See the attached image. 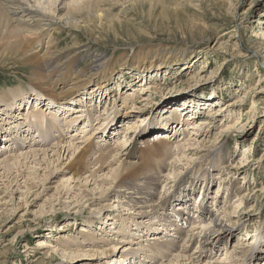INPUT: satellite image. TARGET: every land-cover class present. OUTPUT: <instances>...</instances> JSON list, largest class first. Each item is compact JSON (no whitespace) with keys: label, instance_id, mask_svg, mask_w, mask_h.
I'll return each instance as SVG.
<instances>
[{"label":"rangeland","instance_id":"rangeland-1","mask_svg":"<svg viewBox=\"0 0 264 264\" xmlns=\"http://www.w3.org/2000/svg\"><path fill=\"white\" fill-rule=\"evenodd\" d=\"M119 1V6L117 5L115 8H113L114 6H109L113 8L111 11L112 16H116L115 18L118 20V22H113L109 27H105L104 25L100 27V24H95L96 22H88L91 32L87 34L84 31H75L72 28H65L57 33L53 32L51 38L53 44L50 46L44 45L43 49L44 51L46 50V55L42 57L45 52L40 54L42 61L38 64L28 62L26 59L21 60V56H17L16 58L12 56L0 58V91L2 89L6 90L9 87L10 89L22 91H28L33 88L37 91L46 90L50 93H58L59 91L47 90L49 86H44L45 81H41L40 83L43 86L39 87L32 84V74H37L41 69L40 73L42 75L45 71L46 76L52 78L49 79L51 83L57 78L55 75H61L64 70L70 71L73 69L74 71H79L78 73L85 71V74L87 72H94L99 67V65L93 63L94 59L91 58L80 64L77 60L79 52L87 48H89L93 57L105 55L108 59L111 58V60L114 58L117 60L120 56L127 58V60H132V57L138 52H146L147 50H152L155 53V55L152 54V59L156 56L169 57L171 58L169 62L171 60L174 61L173 59H178L179 65H172L173 62L171 61V64L166 69L159 70L153 66L149 71L150 74L143 75V78L133 77L135 71L132 69L127 68V70L118 71V67H114L115 73L111 75L106 85L110 101L108 100L109 103L106 101L96 106L97 109L93 113V118L98 113H103L106 118L108 113L114 114L116 113L115 109L118 111L123 106V101H120L121 96L117 95L116 92L118 94L123 93L121 98L126 97V94H130L127 96L128 100H130V102H127L129 108L125 111L127 115L116 120V123L119 125L118 130L113 125L111 129L113 134H111L112 131L109 133L105 131L100 132V134H107L105 136L108 139V143L114 142L113 138L116 136L119 138L124 137L122 136V131L124 132L127 128V124L137 121L139 117L141 118L145 115H152L151 121H149L150 125L154 124L152 120L156 121V118H158L159 122L161 121L160 123L168 122L167 126L171 127V130L166 131L164 134L161 132L162 134H160L163 135L164 141L174 142L181 140V136L178 138V135H180L179 131L181 130L178 127L174 128L176 126L175 121L177 120L176 118H170L171 109L180 111V108H184V113L189 114V111H192L191 119L184 120V122L190 125L209 118L205 114L206 112L212 110L218 112L220 110L218 108L220 107L225 109L219 115L220 117L218 116L209 120L210 126L208 124L202 126L204 127L203 129L206 128L209 135H204V138L203 136L199 137V139H209L208 141H212L211 139L216 137L217 144L207 143L205 147H202L203 152L200 155L193 156V152L186 151L187 153L185 152L184 154L187 156L188 161L183 158L180 161L181 163L177 162L176 165H179L174 170L176 174L170 180L174 183L176 181L177 184L179 182L177 174L181 175L179 180L182 182L183 179L189 180L188 177H194L196 173L198 174L197 178L200 179L202 168L198 170L196 167V170H192V167L199 165L207 168V170L215 174V179L213 178L215 182L212 185L210 184L207 191L209 199L216 196L217 188L224 179L229 177L228 173H231V180L225 181L224 187H221L220 191H218L216 198L221 200V202H226L229 209H235L236 213L234 214L240 218L237 227L240 226V228L238 230L235 229L233 239L231 238L227 244L218 246L219 250L213 253L207 252L209 254L207 257H213L216 254V257L219 256L217 260H220L221 255L219 254H224V248L229 249V246H232L236 239L247 237L244 235L245 232L251 233H248V237H254V234H257V231L258 233L261 232V228L264 226V93L258 94V91L264 92V0H144L145 3L143 0ZM61 24V22H58V25L53 29H59ZM75 46H77L76 51ZM73 48L75 49L73 50ZM190 52L194 53L192 58L188 54ZM48 53L53 54V58L45 60L49 55ZM66 54H69L70 58L72 55H75V57L71 58V60H66ZM183 58L186 60L180 61ZM43 59L45 60L44 62ZM83 79H88V77L84 76ZM129 83L131 85H128ZM141 83L142 85L146 84L145 88L147 90L142 88ZM116 86H118V89ZM69 87L66 86L65 89ZM151 87L153 88L152 91ZM159 87L161 89L157 90ZM92 88L93 83L87 86L88 91H91ZM138 88H142L141 91L139 90L140 92ZM155 88H157V91L154 90ZM254 88L256 91L253 92ZM133 89L136 91H133ZM233 100H236V102L242 101L238 105H231ZM87 102L93 103L88 99H84L81 103ZM120 102L121 104L119 105ZM253 102H256V104ZM227 105H231V107L226 108ZM253 106H256V108H253ZM80 107L77 106V109ZM69 108L71 110L66 111L65 114L62 115V112L58 114L66 117L67 114L73 113L74 109L72 108L74 106H69ZM161 110L163 119H161ZM180 112L182 114V110ZM246 112H248V115H245ZM145 118H141L140 122L137 123L140 125L143 122L142 127L138 129V135H141V137L136 136V132H133L134 136L132 135L130 139V145H135L138 151L141 150L143 152H146L147 148L142 147L146 145L145 139L152 140L148 136L153 135V132L147 134L150 126L148 120L146 121ZM97 122L98 120L94 124ZM84 124L83 121L78 130L75 128L68 135H65L66 139L72 138L73 143L78 144L80 148L83 146V144L80 145V137L82 136L80 129L84 127ZM94 124L89 131L88 128L86 129L87 132L93 133L95 131ZM144 124L146 125L143 126ZM105 125L107 127L109 124ZM225 126H229L230 130L223 133V130L226 129ZM184 128L186 127L183 123ZM175 132H177L176 135H173ZM119 133H121V136ZM184 135H190V132H186ZM167 138L169 139L167 140ZM49 141L47 140V145L45 146H48ZM154 142L156 141H151L152 146L156 145ZM216 148L222 151L221 156L217 159L223 165L221 169L214 171V169H209L211 165L210 161L214 159V156L211 155L212 157L208 160L206 159L210 156L208 154H212ZM211 150L212 152H210ZM161 154L159 156L162 159H153V162H155L153 166L155 168L158 165L157 160H162L163 163H170L173 160L172 157L170 158L171 160H167L170 157L169 150L165 156ZM171 155H174V153H171ZM144 156L147 159L150 157L147 154ZM95 157L97 155L93 158ZM65 159L66 157L60 159L63 160L59 161L60 166L68 162V158L67 160ZM128 159H130L129 155H122L121 157V161L123 162L130 161ZM242 160L245 163L243 166H241ZM136 161L138 162L137 159L131 162L133 164ZM187 162H189V165ZM207 165L209 166L207 167ZM113 166L116 167L114 162L111 163V167ZM96 167L89 169V173L94 174L97 169ZM107 169L108 167H103L99 175L107 174ZM34 170L30 169L26 172L32 174ZM37 171L36 176L43 173L42 169H38ZM73 171V167H62L57 173H54V179L46 183L47 185L44 187L47 186V189L45 188L44 191L38 187L25 194V189L16 187L14 186L15 183H13L9 190L3 192L4 187L0 186V264H104L105 260L113 257L108 253V249H110L108 244H112V240L115 239V236H111L112 229H109L113 227L111 226L113 223L110 222L111 217L118 216L117 213L120 212L118 209L120 206L115 202L120 199L123 200L121 202L125 203L128 196L132 195L133 198L137 196L143 198V195L133 194L134 190H128L123 182L118 187H115V183L105 181L106 185L104 189L108 187L110 189L104 192L103 198H100L96 194L98 191H94L93 182L88 181L84 183L82 181L80 188L78 184H75L77 186H74L69 191L71 198L63 199V196L56 192L61 180L66 177V181ZM12 172L14 175L16 174V171L13 170ZM167 172L161 173V175ZM122 180L119 179L118 181ZM126 181L132 183L133 178ZM126 181H124L125 184L127 183ZM19 183L20 186L23 185L22 180ZM174 183L169 184L170 187L175 188L176 185L173 186ZM38 186H41V184ZM233 186L238 189L237 196L233 195V197L235 196L234 198L232 195H229V192L226 193V189L230 190ZM168 187L164 188L160 183L157 190L159 193L164 192ZM163 188L164 191L162 190ZM116 191L118 194L114 195ZM120 191L123 192L121 193ZM127 192H131L132 194H126ZM33 193H38V196L32 195ZM171 193L173 192L170 189L167 194L164 192L163 195L167 199H170ZM244 193L250 197L248 199L243 198ZM80 194H83L82 196L88 195L89 197L86 199H93L92 203L85 202L86 199H81ZM120 195L125 196V199L120 198ZM160 197L162 198L160 195L156 197V204L161 200ZM94 198H100V200L96 201ZM240 199H242L241 206H236V204L240 203ZM236 200L238 202H235ZM133 202L136 203L137 201ZM192 204H195V202ZM193 206L190 208H193ZM206 206L209 208L211 203H207ZM185 208H187V205ZM125 212L127 211H121L122 217L127 218L128 216L123 215ZM169 212L172 211L168 210L165 215L170 214ZM182 214H185V211ZM157 215H154L156 219L148 220V223L147 221L143 222L144 226L148 227L150 223L157 221ZM192 216L197 217L198 212ZM211 216L215 215L211 214ZM183 218L187 219L184 224L188 226L187 215ZM193 220L199 222L200 218ZM128 222L129 224L131 223L124 219L122 224ZM259 224H261L260 227H258ZM223 225L229 226L228 224ZM200 227L202 226L195 225V227L190 226L181 229L185 230V234L179 239L173 238L176 237L175 231L172 233L174 236L170 240V247L173 245V239L177 240L179 244L178 249L172 252L173 254L169 258L167 257L168 260H173L177 255H181L184 258L186 256L185 252L189 253L195 250L197 243L202 239V237L198 238V234H196V232L203 229ZM229 229H231L230 226ZM144 233L143 229L141 232L136 233L134 237L137 238V235L140 237ZM192 235H194V238L189 242ZM82 236L83 238L91 236L96 242L94 243L93 240L85 242ZM212 236L210 234L208 238L212 239L214 237ZM102 238L106 241H103ZM141 238L145 237L142 236ZM129 240H132L133 244L138 245V243H135L132 235H130ZM68 241L82 242L78 247L72 244L71 252L72 250L73 252L70 254V258L69 256L67 257V252L69 251L65 248L66 245L64 246ZM208 242L210 241L208 240ZM214 242H218V240L215 239ZM241 245L239 244V247ZM181 247L184 249L182 250ZM229 250L231 251V249ZM90 251H93V253L96 251L93 259L88 258V252ZM97 251L99 253L105 252L103 255L106 259H101L102 257L98 255ZM261 252L264 253V249ZM93 253H90V255H93ZM119 254L123 255L121 251ZM119 257L118 255V258H115L117 260L115 263L121 261ZM139 260L142 263V256ZM168 260L164 257H159L157 263L159 264V261L160 264L161 262L168 263ZM130 261L127 260L122 264H131ZM134 262L133 264H136L138 260ZM140 263L138 262V264ZM203 263L198 262V264ZM256 263L264 264V260ZM111 264L114 263L112 262ZM118 264H121V262ZM237 264L243 263L237 262Z\"/></svg>","mask_w":264,"mask_h":264},{"label":"bare ground","instance_id":"bare-ground-1","mask_svg":"<svg viewBox=\"0 0 264 264\" xmlns=\"http://www.w3.org/2000/svg\"><path fill=\"white\" fill-rule=\"evenodd\" d=\"M102 5H104V7H102ZM117 5H120L119 0H0V58L11 56L16 58L17 56H21V60L26 59V61L28 62L38 64L40 63V61H42L40 59V54L42 52H45L42 57L46 55V50L44 51L43 49L44 45L50 46L53 44V41L51 39L53 36V32L57 33L58 31L60 32L65 28H72L75 31H84V33L87 34L91 32L88 22H96L95 24H100V27H103V25L105 27H109L113 22H118L117 18H115L116 16H112L111 14V11ZM109 6L114 7L112 8ZM58 22L62 23L60 28L53 29L56 25H58ZM76 47L77 46H75V48ZM75 48H73V50ZM76 50L77 48L75 49V51ZM152 54L155 55L152 50H147L146 52H138L132 57V60H127V58L120 56V58H118L117 60H115V58L112 59V62L111 58L108 59V57L105 55H96L93 57L92 53L89 51V48H87L79 52V54L77 55V60L80 64L81 62L83 63L84 61H88L91 58L94 59L93 63L95 65H99L98 69H96L94 72H87L85 74V71L78 73L79 71L77 72L73 69H71L70 71L64 70L61 75H55L57 76V78L54 81L52 80L53 82L51 83V80L49 81L51 77L48 78L49 76H46L45 71L42 75L40 73L41 69L38 71L39 73L37 72V74H32V84L39 87L43 86L40 82L45 81L44 86H49V89L47 90L59 91L58 93H50L46 90L37 91L32 87V89H29L28 91L10 89L9 87L6 90L2 89L0 91V186L4 187L3 192L9 190L13 183H15L14 186H18L19 188L22 187L23 189H25V194L38 187L42 188L44 191L47 187H44L45 185H47L46 183H49L51 179H54V173H57V171L62 169V167L64 168L69 166L70 168L73 167L74 171L66 181V177L65 179L61 177L65 182L60 179V186L58 187V191L56 192L57 194L62 195L63 199L71 198L69 191L72 190L74 186H77L75 184H78L80 188V184L82 181H84V183H87L88 181L93 182V185L95 187L94 191H98L96 192V194H98L100 198H103L104 192L110 189V187L104 189L106 185L105 181H110L113 184L115 183V187H118L120 183L123 182L128 190H134L133 194L143 195V198L139 196L133 198L132 195L128 196L125 203L121 202L123 200L120 199H118L119 201L115 202L118 204V206H120L118 207L120 212L117 213L118 216H115L113 218L111 217L110 222L113 223H111V226L113 227L109 229H112L111 236H115V239L112 240V244H108L110 248L108 249V253L113 257L105 260L106 258L103 255L105 254V252L99 253L97 251L98 255L102 257L101 259L105 260L103 262L104 264H111L112 262L114 264H118L121 262L122 264L127 260H131V264L135 263L134 261L136 260H133L132 256H134L135 252H137L139 249L133 247H138L142 243H138V245L133 244V241L129 240V238L130 235H132L134 239V236L137 232L134 229L137 224L146 221L148 223V220L154 218L156 219L155 216L158 214V220L154 222H170L172 215H174L175 219L171 224L174 223L178 225L176 223L177 216L186 215L182 214L184 211L192 212L191 215L198 212L200 218L198 226L200 225L202 226L200 228H203L199 232H196V234H198V238L202 237V239H200V242L197 243V247L195 248V250L190 251L189 253L185 252L186 256L184 258L181 255H177V257L173 258V260H168L167 257L172 255V252L178 249L179 242L177 241L174 243L173 241V245L170 248L169 246H167V239L170 237L165 238L164 241L160 237L159 239L154 238L155 236L152 235V233L155 232V230H152L154 227H148V232L143 235V237L148 238L145 241H154L151 245L146 244L144 246V249L140 250V257L142 256L143 258V260L141 261L142 263H140V260H138L140 264H156L158 262V258H163V256H165L164 258L168 260V263L161 262V264H198V262H204L203 264H237V262H242L243 264H245L246 262L248 264H257L256 262H261L262 260H264V253L261 252L262 249H264V226H262L261 232L258 233L257 231V234H254V237H248L251 233L248 232V234L247 232H245L244 235L247 237L236 239L233 245L229 246V249H231V251L227 248H224V254H219L221 255L220 260H217L219 259V256L216 257L215 253V255L213 254V257H207L209 255L207 252L213 253L219 250L220 248H218V246L227 244L231 238L233 239V233L235 229L238 230L240 228V226L237 227L240 218L239 216H236L234 214L236 213L235 209H229V207L226 205V202H221V200H218L216 198L218 191H220L221 187H224L223 185L225 184V181L231 180V173H228L229 177L227 179H224V181H222L220 186L217 188L215 194L216 196L214 195V198L210 197L212 199H208L207 191L210 184L212 185L215 182V174H213L214 172H210L209 170H207V168L199 165H194V167H192V170H196V167L198 168V170L202 168L200 179L197 178L198 174L196 173L194 177H188L189 180L183 179L181 182L179 180L181 175L177 174V180L180 183L177 181L178 183L176 184V181L175 183L170 181L171 178H174V175L176 174L174 170L175 167L179 165H176L177 162H180L183 158L188 161L187 156L184 154L186 151L193 152V156L200 155V153L203 152L202 147H205L207 143H212L213 145L217 144L216 137L214 139H211L212 141H208L209 139H203L204 135H209V133L206 131V128L203 129L204 127L202 126L207 124L210 126L209 120L222 114L225 111L224 108H218L220 109L218 112H215V110L206 112L205 114L209 118H205L192 125L184 122V120L191 119L192 111H189L190 114L184 113L185 109L180 108L182 110L181 114V110L179 111L171 109L170 118H176L177 120L175 121L176 126L174 128L176 129V127H178L179 130H181L179 131L180 135H178V138L181 136V140L174 142L164 141L162 137L163 135H161L162 133L164 134L166 131L171 130V127L167 126L168 122L160 123L161 121L159 122V120H157L158 118H156V121L154 119L152 120L154 124L150 125L149 121H151L150 119L152 115H145L144 117H141H146L145 119L146 121L148 120L149 126L151 127V129L149 127V131L147 132V134L153 132V135L148 136L152 138V140L145 139L146 145L142 146L148 148H146V152H143L141 150L138 151L135 145H130V139L133 135V132H136V134L134 133L136 136L141 137V135H138V129L142 127L143 122H141L140 125L137 124L138 122H140V117L137 119V121H133L127 124V128L124 130V132L122 131V136L124 137L119 138L116 136L113 138L114 142L110 144L108 143V139L105 136L107 134H100V132L102 133L104 131L106 133L111 132L113 125H115V129L118 130L119 125L116 123V120L120 119L124 115H127L125 114V111L129 108L127 102H130V100H128L129 98L127 96H129L130 94H126V97L124 96V98H121L123 96V93L118 94L116 92L117 95L121 96L120 101H123V106H121L118 111L117 109H115L116 113L114 114L108 113L106 118L103 113H98L93 118V113H95L97 109L96 106H99L106 101L107 103H109L110 101V98H108L109 94L106 91V85L111 78V75L115 73L114 67H118V71L125 69L127 70V68L132 69L133 71H135V75H133V77L136 76V78H143V75L149 73L153 66L155 69L160 70L166 69L167 66L171 64L172 60L169 62L171 58L156 56L154 57V59H152ZM188 54L192 58V55L194 53L190 52ZM65 57L66 60H71V58H74L75 55H72V57L70 58V55L66 54ZM51 58H53V54H49L45 60ZM45 60L43 59V62ZM173 60L174 61H172V65H179L178 59ZM184 60L186 59L183 58V60L180 61ZM84 76L88 77V79H83ZM91 83H93V88L91 89V91H88L87 86H89V84L91 85ZM128 85H131V83H129ZM140 85H142V83ZM66 86L70 87L68 89H65ZM145 87L146 84H143L142 88L147 90ZM116 88L118 89V86H116ZM142 88H138V91H141ZM156 89L157 88H155L154 90ZM160 89L161 87H159L157 90ZM152 90L153 88L151 89V91ZM133 91L136 90L133 89ZM252 91H256L255 88ZM76 93L78 94L76 95ZM262 93L264 92L258 91V94ZM84 99H88L93 103H81ZM241 101L242 100L236 102V100H233L231 102V105H238L241 103ZM253 103L256 104V102ZM120 104L121 102L119 103V105ZM231 105H227L226 108L231 107ZM69 106H74V108H72L74 109L72 112H76V114L73 115V113H71L67 114L66 117L62 116L66 111L71 110ZM77 106L81 107L77 109ZM132 106L134 105L132 104ZM253 108H256V106H253ZM75 109L77 110L75 111ZM59 112H62V115L58 114ZM160 114L161 119H163L162 110ZM245 115H248V112H246ZM97 120L98 122L94 124V122ZM83 121L85 124L83 125L84 127L80 129V133L82 136L80 137L81 142L79 141L81 143L80 145L83 144V146L80 148L78 144L73 143L72 138L66 139L65 135H68L69 132H72L73 130H75V128H77L78 130ZM107 123L109 125L106 127L105 124ZM183 123L186 127L184 129ZM93 124L95 127L97 126V128H94L95 131L93 133L87 132L86 129L88 128V131L90 130V128L92 129ZM146 124H144L143 126H145ZM99 127L101 129L99 130V132H97V129ZM229 130L230 128L228 126L223 130V133L229 132ZM95 132L100 135L97 137L94 136L92 138V135L96 134ZM177 132H175L174 135H176ZM186 132H190V135H184ZM111 134H113V131L111 132ZM119 135L121 136V133H119ZM201 136H203V138L199 139V137ZM56 138L59 140L53 143ZM168 139L169 138H167V140ZM175 139H177V137H175ZM47 140H50L51 142L49 141L48 146H45ZM94 140L98 141L94 142ZM151 141H156L154 142L156 143V145L152 146L153 142L151 143ZM129 147L130 149L128 150ZM168 150L170 151V157L167 160H169L171 157L173 158V160L170 163H163L162 160H157L158 165H156L157 167L155 168L153 166V164L155 163L153 162V159H162L159 155L162 153L161 155L165 156ZM210 152H212V150ZM171 153H174V155H171ZM145 154L149 155L150 157H148L147 159L144 156ZM221 154L222 151L217 148L213 150L212 154H208L210 156L206 160L214 156V159L210 161L211 165H207V167L209 166L210 170L214 169V171H217L218 169H221L223 163H220L219 159H217L219 156H221ZM95 155H97V157L93 158ZM122 155H129L130 159L128 160L130 161H121ZM64 157H66L65 160H67L68 158V162L60 166L59 161H63L60 159ZM135 159H137L138 162L136 161L132 164L131 161ZM113 162L116 166H113L114 169L113 167H111V163ZM243 162L244 161L242 160L241 166L245 164ZM187 164L189 165V162H187ZM95 166H97V169H94L95 173H89V169ZM103 167H108V172L107 174L104 173L102 175H99ZM30 169H35L32 174L26 172ZM38 169H42L43 173L36 176V172H38ZM13 170L16 171L15 175L12 172ZM165 172L167 173L161 175V173L163 174ZM159 177H161L162 179ZM130 178H133L132 183L126 181ZM119 179L123 180L119 182ZM21 180L23 184L22 186H20L19 183ZM124 181H126L127 183L125 184ZM170 182L174 183L173 186L176 185V187H170ZM71 183L73 184L71 185ZM112 183L111 185H113ZM160 183L162 184V186H164V188L169 186L165 191L164 188L162 189L165 194H167L170 189L172 190L173 193H171L172 196L170 199H167L166 196L163 195L164 192H158L157 188L159 189ZM37 184H41V186H38ZM120 192L122 193L123 191ZM227 192H229V195H232V197L233 195L237 196L238 189L233 186V188H230V190L226 189V193ZM116 194H118L117 191L114 192V195ZM126 194L132 193L127 192ZM32 195L38 196V193H33ZM82 195L83 194H80L81 197H79L83 200L89 197L88 195ZM159 195L162 196V198L160 197L161 200L156 204V197ZM20 196L22 197L21 194ZM124 197L125 196L120 195V198ZM249 197V195L244 193L243 198L248 199ZM100 198L94 199L98 201V199L100 200ZM141 199L143 200L141 202H138ZM242 199H240V203L236 204V206H241ZM92 200L93 199L89 198L86 199L85 202L92 203ZM132 200L137 202L134 203ZM152 200L153 202L150 203ZM190 202H195V204H192L194 205L193 208H190L192 206ZM235 202L238 201L236 200ZM207 203H211V206L209 208L208 206H206ZM186 205L187 208H185ZM193 209H195V211H193ZM124 210L127 212H125L123 215L128 216L127 218L122 217L121 211ZM168 210L172 212H169L170 214L165 215ZM98 211L100 212V210ZM211 214L215 216L212 217ZM189 215L190 214L188 213V216ZM124 219H126V221H130L131 223L129 224L128 222L122 224ZM171 224L168 227L171 228V226H173ZM223 224H228L231 229H229V226L227 227ZM157 225L158 224H155V226ZM192 225H194V222L189 223V226ZM260 226L261 224L258 225V227ZM210 234L214 236H212V239L208 238ZM183 235L184 232L181 233L180 237H176V239L181 238ZM87 238H83L85 239V242H88V240H93L94 243L96 242L91 236ZM192 238H194V235L190 236V239L188 238L189 242ZM215 239L218 240V242H214ZM102 240L106 241L104 240V238H102ZM208 240L210 242H208ZM246 243L249 244L247 245ZM72 244H75V246L78 247V245L82 244V242L68 241L66 244H64V246L66 245L65 248H67V251H69L67 252V257L69 256V258L70 254H72L73 252V250L71 252ZM239 244H242L241 247H239ZM243 246L244 248L242 249ZM183 247H181L182 250L184 249ZM236 250L238 251L235 252ZM120 251L123 253V255L119 254ZM90 253H93V251L88 252V258L93 259L94 253L93 255H90ZM118 255L120 256L119 259L121 261L115 263L117 261L115 258H118ZM154 259H156L157 261H154ZM138 262L136 264H138Z\"/></svg>","mask_w":264,"mask_h":264}]
</instances>
